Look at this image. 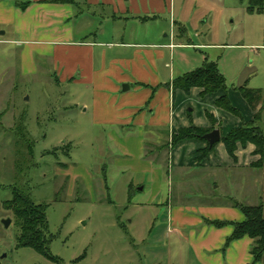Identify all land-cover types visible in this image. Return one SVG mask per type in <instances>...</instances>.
<instances>
[{
  "label": "rangeland",
  "instance_id": "1",
  "mask_svg": "<svg viewBox=\"0 0 264 264\" xmlns=\"http://www.w3.org/2000/svg\"><path fill=\"white\" fill-rule=\"evenodd\" d=\"M251 6L248 0H184L185 17L190 16L181 42L212 46L176 49L175 67L192 71L203 53L217 63L228 92L243 98L237 88L244 85L264 91V3ZM98 13L93 9L74 28L98 26ZM0 31L6 32L0 36V219L16 220L7 230L0 224V252L21 232L17 193L47 206L50 237V253L25 247L4 263L254 264L251 240L224 248L231 226L218 234L209 221H237L235 203H261L264 216V165L232 167L219 159V166L177 171L167 163L168 149L152 145L145 158L159 155L163 174H170L169 207L143 204L146 195L126 202V174L116 181L108 175L113 154L102 148L90 108L83 113L91 93L57 84L51 69L21 75L19 37L8 28ZM262 105L257 125L264 132ZM176 207L184 208L179 226L170 216Z\"/></svg>",
  "mask_w": 264,
  "mask_h": 264
},
{
  "label": "crops",
  "instance_id": "2",
  "mask_svg": "<svg viewBox=\"0 0 264 264\" xmlns=\"http://www.w3.org/2000/svg\"><path fill=\"white\" fill-rule=\"evenodd\" d=\"M183 3L184 0H0V28H8L19 37L21 75L51 69L57 84L69 83L76 86L75 90L83 88L91 93L90 104H82L83 113L90 108L92 122L100 126L97 129L104 141L101 146L113 154L107 169L112 174L106 171L108 175L116 181L126 174L128 203L146 195L143 204L169 205L170 174H163L159 155L145 158L146 148L152 145L168 149L167 163L177 171L219 166V159L232 167H251L258 158L252 155L254 145L248 143L245 147L238 145L234 162L218 142L198 164L199 150L206 143L189 139L169 146L171 135L180 127H210L206 114L213 116L220 136L253 117V111L238 93L219 90L202 97L198 87L189 93L172 91V79L184 73L180 65L175 67V50L212 46L181 42L190 16L185 17ZM93 9L99 10V25L93 27L90 23V29L76 30L74 21L90 17L86 15ZM3 32L0 36L6 33ZM202 54L201 65L213 61ZM223 95L240 111L241 119L216 105ZM64 166L67 168L61 165ZM103 177L104 188L109 191L105 173ZM183 213L184 208L171 209L174 225L175 221L181 225ZM235 215V220H243L240 212ZM213 230L220 234L223 228ZM229 230L231 233L232 227ZM241 241L250 243L247 237L232 243Z\"/></svg>",
  "mask_w": 264,
  "mask_h": 264
},
{
  "label": "trees",
  "instance_id": "3",
  "mask_svg": "<svg viewBox=\"0 0 264 264\" xmlns=\"http://www.w3.org/2000/svg\"><path fill=\"white\" fill-rule=\"evenodd\" d=\"M252 6L263 5L264 0H248ZM59 3H72L74 0H56ZM170 86L172 91L177 89L189 93L193 87L201 89L200 96L214 93L219 90L227 91L225 79L218 70L215 61H205L200 67L192 71L184 72L172 79ZM241 96L253 111V117L249 122H244L241 126L230 130L227 134L221 135L220 141L224 145L226 153L234 162L237 161L235 151L240 145L245 147L248 143L254 145L252 155L258 156L257 160L252 162V168H260L264 165V132L257 123L261 119L262 103L264 102V91L262 89L249 88L246 85L237 88ZM216 105L225 111L242 118L238 109L232 106L227 95H223L216 100ZM259 106V107H258ZM211 126L207 128L196 127L190 124L186 127H180L173 133L169 140V146H174L182 140L197 139L206 146L199 150V156L196 158L197 163H201L207 155L214 150L215 145L209 147L203 139V135L216 127V121L211 114H206ZM132 191H129L128 201H130ZM14 202L21 205L17 210L19 212L17 219L21 227L18 241L21 246L31 248L37 253L46 254L49 252L50 237L47 234L46 205H35L28 197L20 194L14 195ZM22 207V208H21ZM234 207L243 215L241 221L228 220H211L209 224L219 229L224 226H231V233L226 236L224 248L230 243L238 241L244 237L251 240L249 254L252 263L264 264V216L262 204L244 205L235 203ZM223 248V249H224ZM59 262V261H58ZM60 264V262H59Z\"/></svg>",
  "mask_w": 264,
  "mask_h": 264
},
{
  "label": "flooded vegetation",
  "instance_id": "4",
  "mask_svg": "<svg viewBox=\"0 0 264 264\" xmlns=\"http://www.w3.org/2000/svg\"><path fill=\"white\" fill-rule=\"evenodd\" d=\"M5 223H7L6 226H5ZM0 224L5 230H7L10 227H16V220L7 216L5 218L0 219ZM17 228H18V226H17ZM18 236H19V234L17 232V234H15L12 237V240L9 243L12 245L9 246L6 250H2L0 252V264H6V263H4L6 260L13 258L15 256V254H17L21 249L25 248V246L20 245V242L18 241ZM0 244H1V242H0ZM2 255L4 256L3 258H1Z\"/></svg>",
  "mask_w": 264,
  "mask_h": 264
},
{
  "label": "water",
  "instance_id": "5",
  "mask_svg": "<svg viewBox=\"0 0 264 264\" xmlns=\"http://www.w3.org/2000/svg\"><path fill=\"white\" fill-rule=\"evenodd\" d=\"M4 32L1 31L0 34H3ZM124 87V86H123ZM203 139L207 142L209 147L213 146L214 144L218 143L220 141V131L218 128H214L211 131L205 133L203 136ZM7 223H5L6 226ZM4 256L2 255L1 258Z\"/></svg>",
  "mask_w": 264,
  "mask_h": 264
}]
</instances>
